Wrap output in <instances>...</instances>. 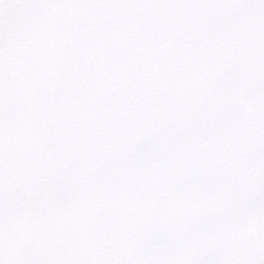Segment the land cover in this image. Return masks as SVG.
Segmentation results:
<instances>
[{
	"label": "snow or ice",
	"instance_id": "1",
	"mask_svg": "<svg viewBox=\"0 0 264 264\" xmlns=\"http://www.w3.org/2000/svg\"><path fill=\"white\" fill-rule=\"evenodd\" d=\"M0 264H264V0H0Z\"/></svg>",
	"mask_w": 264,
	"mask_h": 264
}]
</instances>
